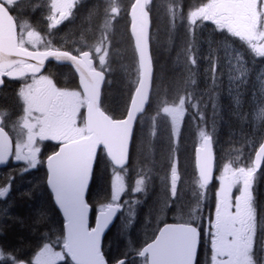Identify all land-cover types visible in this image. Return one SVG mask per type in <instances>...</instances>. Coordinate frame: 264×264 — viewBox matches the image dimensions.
Segmentation results:
<instances>
[{
	"label": "snow or ice",
	"instance_id": "snow-or-ice-1",
	"mask_svg": "<svg viewBox=\"0 0 264 264\" xmlns=\"http://www.w3.org/2000/svg\"><path fill=\"white\" fill-rule=\"evenodd\" d=\"M77 2L51 0L52 15L48 19L52 24L49 27H55L71 16ZM151 4L153 0H134L130 5L131 32L138 58L136 79L124 116L116 118L104 106L102 85L109 82L106 80L110 71L108 49L111 39L108 33L112 20L121 10L117 0H111L105 7L104 23L94 44H88L82 37V46L75 50L47 45L43 51H29L25 47L29 43L36 49L41 41L36 31L27 30L29 25L23 20L27 11L34 12L41 6L38 0H0V77L21 81L15 93V111L11 107L0 106V165H7L9 158L14 157L16 162H23L18 165L22 168L19 174L23 175L46 164V184L64 219L62 233L45 232L40 235L39 243L27 258L20 254L22 249H13L6 254L0 246V262L3 264H198L202 235L210 248V253L206 252L207 264H264V212L259 208L256 190L258 173L264 166V137L246 163H224L214 175L213 136L204 128H198L196 173L190 182L192 199L178 208V181L181 177L175 157L169 165L170 185L167 187L170 196L165 198L163 209L171 208L187 219L165 224L150 240L138 247L132 245L131 251L126 250L114 262H110L103 252V238L123 214L126 205L129 212L127 225L134 222L133 200L128 197L122 199V196L126 192L125 177L135 141L134 129L143 124L151 104ZM56 13H59L58 19ZM172 18L173 21L185 22V18L175 12H172ZM205 22H211L213 31L222 33L225 39L238 38L255 57L264 58V0H206L186 17L189 42L185 54L190 65L191 84H196L193 76L198 65L195 34ZM49 57L57 62H68L75 68L82 91L58 87L53 73L37 76ZM208 59L210 79L215 85L218 65L211 57ZM29 60L36 63H29ZM94 61H98V67L93 66ZM229 65L236 73L235 76L230 74V80L237 87L247 83V65L239 53H236L234 62L229 61ZM28 73H31L30 81L25 78ZM4 86L5 81L0 79V90ZM261 89L264 90V82ZM194 91L180 95L178 102L162 107L164 116L171 120L174 143L187 111L186 103L197 109L194 118L198 116L204 120V112L199 111L202 98L196 99ZM212 107L215 111L216 105ZM259 111L264 123V108ZM159 116L158 110L152 116L153 125ZM14 132L17 136L13 150ZM42 141H55L58 145V150L48 155L46 160L40 157L39 142ZM253 147L255 149V143ZM101 163L111 171L110 193L108 198L93 206L86 197L90 193L94 171ZM138 175L132 193L146 191V181L150 177L143 170ZM11 179L14 180L15 176ZM214 180L217 181L214 217L207 218V227L204 228L203 206ZM10 192L11 181L0 185V199H6ZM90 212L94 216V227L89 225ZM2 230L3 226H0Z\"/></svg>",
	"mask_w": 264,
	"mask_h": 264
},
{
	"label": "trees",
	"instance_id": "trees-1",
	"mask_svg": "<svg viewBox=\"0 0 264 264\" xmlns=\"http://www.w3.org/2000/svg\"><path fill=\"white\" fill-rule=\"evenodd\" d=\"M82 2H90L92 4L93 0H83ZM110 2V0H99L101 25L104 23L105 7ZM202 2L204 1L153 0V4L149 6L151 8L149 45L153 63V88L150 95L151 104L147 108L143 124L138 125L134 129L135 141L130 151L129 171L125 177L126 192L122 196V199L128 197L133 200V203H136L134 214L137 217L149 219V217L153 216L156 220L162 218L159 225L167 222H181L183 217H186H182L177 211L171 208L163 209V202L167 197L168 191L165 194L160 191L159 186L161 173L163 175L167 174L166 172L169 169L173 157L176 158L178 165L184 164L189 167L192 180V176L195 173L193 153L197 145L198 138L196 136L198 128H204V130L208 131L213 136L212 145L216 166L218 163L227 162H234L237 164L241 162L246 163L249 155L253 154L254 150L257 148L259 140L264 136V123H261L260 127L257 129L256 137H253L252 140L248 139L246 133L248 132L250 124L245 122V124L242 125V122L236 120L235 114L233 116L231 115L232 106L228 104V99L223 95L224 86L220 83V78L218 76L216 84L213 85L211 81L209 91H206V93H208V100H202V103H207L202 109V112H204L203 121H201L198 116L194 118V115L191 113L193 124L189 125L190 127L184 124L175 145H173L169 139L167 140L169 133L166 130H163L161 134L156 137L151 134L150 127L152 116L155 115L162 104L170 101L169 99V101L163 100L158 102L157 99H159L160 95L166 96L172 93L174 94L173 89L176 84L177 74L174 72V57L172 53L174 31L172 12L179 10V15L184 17L191 7L199 6ZM128 5L129 4L121 10L119 17L115 19L114 23H111V28L109 29L108 34L111 39L108 49L110 71L106 76V80L109 82L103 84L102 87V100L104 106L116 118H122L124 116L136 79L135 69L137 63L133 45L127 31ZM169 9L172 11L170 12ZM157 37L159 38V44L156 41ZM125 44L128 46L129 51H127ZM45 72L46 74L53 73L55 80L57 76L61 75L73 81L70 70L65 66L50 64L47 66ZM189 76L190 74H187V79L185 81H180L179 85L184 87L183 92L186 94L195 89L194 96L196 99H199L196 95L200 90L197 84L193 85L190 83ZM197 76L198 75L195 74L196 78ZM213 104L216 105L215 111L212 107ZM213 116L219 117L217 122L211 118ZM157 123L160 125L163 123L162 126L166 128L165 120L161 123L157 118ZM254 143L256 144L255 149L253 147ZM173 149H175V151H173ZM182 153L185 156V160L183 159ZM41 158L44 159V155H41ZM161 163L163 166L159 169ZM41 166L42 165L39 167ZM42 170V168H38V170L30 174L28 178L35 180L43 179L44 171ZM141 170L148 174L150 179L147 180V184L152 185L153 188H150L149 191L146 190L147 192L133 194L131 193V189L134 187V181L139 178L138 174L141 173ZM110 178V168L103 163L99 164L91 180L90 193L86 197L93 206H96L99 200L108 198L110 193ZM29 188L30 190L24 193V196H29L30 200L24 202L20 201L16 205V210L19 215L17 217L15 216L14 223L9 225L11 230L3 231L0 237V243L4 241L12 250L16 249L20 251L22 249V251H24L29 249L36 240H39L38 238L40 235L48 232L38 231L46 226L45 217L46 214L49 215L43 201L46 194L45 192H41L42 189L38 187V184ZM256 190L259 208L264 212V166H262L260 173H258ZM209 191L210 194H208V199L203 206L202 214L204 217V224L207 223V218L209 216H213L214 212V182L210 186ZM188 192L189 193L185 196L188 195V200L190 201L192 199V192L191 190ZM160 193L164 196L159 197L158 195H160ZM157 198L161 200L163 198L162 204L157 202V205H155V200ZM38 199L41 200L39 201ZM137 200L139 202H135ZM28 205L30 208H28ZM155 206H158L157 210H155ZM123 214L118 217L114 226L107 232L103 239V252L110 262H114L117 258L121 257L126 250L131 251L132 245L138 247L144 244V242L139 241V237L146 232L142 231L145 228L143 222H137L134 217V222L131 225H127V222L122 223L124 219ZM38 217H42V219L38 220ZM91 222H93V219H91ZM130 226H133V228H130ZM127 227H129V231H125ZM154 234L155 232L152 231V233L148 235L147 240L151 239ZM126 239H129V241L126 242ZM206 252L210 253V248L207 247V243L202 235L198 253V264H207L208 257L206 256Z\"/></svg>",
	"mask_w": 264,
	"mask_h": 264
},
{
	"label": "flooded vegetation",
	"instance_id": "flooded-vegetation-1",
	"mask_svg": "<svg viewBox=\"0 0 264 264\" xmlns=\"http://www.w3.org/2000/svg\"><path fill=\"white\" fill-rule=\"evenodd\" d=\"M82 1L83 0H78V2L74 5V7L72 8L73 14L71 16H69L67 19H64L55 27H49V25L52 24V21L48 19V16L52 15V12L50 11L51 0H38V3L41 6L34 12L31 10L27 11L23 15V20L26 21L29 25V28L27 30L36 31L40 35L41 41L37 44L36 49H33L32 45L29 43H26L25 47L30 51H43L45 50V47L47 45H51V47L54 48H60L61 50H75L76 48L82 46V37L85 38L88 44H94L95 37L99 36V28L101 26L99 0H93L92 4L90 2L83 3ZM203 1L206 2V0ZM196 7L198 6H193L188 10V12H186V14L184 15V23L179 20L173 21L175 26L173 27L174 31L172 40V53L174 57V72L177 74L176 84L173 91L174 99L176 100H178V97L180 95H186V93L183 92L184 87H181L179 85L180 81H185L187 79V74H190V65L187 62V57L185 54V48L188 44L187 41L189 42V35L186 30L185 23L187 14L191 10H195ZM175 12L178 16H180L179 10H176ZM55 15L58 19L59 13H56ZM213 28L214 26L211 25V22H205V25L203 27L196 30L194 41V47L198 60L195 74H197L198 76L196 78L194 74L193 78L195 79L197 87L200 90L196 97L199 99L202 98L203 101L208 100V93H206V91H209L211 83L209 72L210 61L208 58L211 57L212 60L216 62V59L213 56V54L216 52V45L219 51L221 44H230L232 41L240 42L238 38L228 37L227 39H225L222 33L213 31ZM27 30L25 31V40H27ZM93 66L97 67V61H94ZM68 69L72 74L73 81L68 80L67 78H64L60 75L57 76L56 80L54 79V83L60 88L80 91L75 73L70 67H68ZM45 70L41 74L47 75ZM0 79H3L5 81L3 90H0V106L11 107L15 111V93L18 91L20 81L9 80L10 78H7V76L0 77ZM81 111L83 112L84 109H82ZM231 113V115L233 116L234 111L232 110ZM186 117L188 119H191L190 115H187ZM17 131H19V129ZM16 136V132L12 133L13 150L15 148ZM39 143L41 145L40 157L41 155H44L46 158L48 155H51L54 151L58 150V145L55 141H42ZM18 165H22V163L16 162L14 160V157H11L10 162L0 169V185H6V183L11 181L10 195L6 199H0V226H3V230L0 231V237L3 231L11 230L9 225L14 223L13 221H15V216L17 217L19 215L17 213L18 211L16 210V205L20 201L24 202L30 200L29 196H24V193H27L28 190H30L29 187H32L35 184H38V187L42 189L41 192H45L46 194V197L43 201L49 213V215L46 214L45 217L46 226L38 231H48L56 234L62 233L63 220L53 203L52 196L49 190L47 189V173L45 170V166H38L36 169H32L24 173L23 175H20L19 172L22 170V168L18 167ZM38 168L43 169L42 171H44V178L38 180L28 178L30 174L37 171ZM13 176H15L14 180L11 179ZM41 199L38 200L40 201ZM28 208H30L29 205ZM90 216L91 218L93 217L91 212ZM38 243L39 240H36L29 249L20 251V254L23 257L27 258ZM0 246L3 247L6 254L8 251L12 250L4 243V241L0 243ZM57 250H59V247H57ZM0 264H3V262H0Z\"/></svg>",
	"mask_w": 264,
	"mask_h": 264
},
{
	"label": "rangeland",
	"instance_id": "rangeland-1",
	"mask_svg": "<svg viewBox=\"0 0 264 264\" xmlns=\"http://www.w3.org/2000/svg\"><path fill=\"white\" fill-rule=\"evenodd\" d=\"M129 2H130V0H125V5H127ZM117 4L120 7V9H123V2L121 0H117ZM156 41L159 44V38L158 37H157ZM125 46L127 47V51H129L128 46L126 44H125ZM215 51L216 52L213 54V56L215 57L216 63L218 65L217 76L220 78V83L223 84V86H224L223 87V95H224V97H226V99H228V101H229L228 104H231L236 120H238L239 122H242L241 123L242 125L245 124V122L250 124V127H249L246 135L248 136V139L252 140L253 137H256L257 129L260 127V125L262 123V121L260 119V111L259 110L261 108H264V90L261 89V83L264 82V58L255 57L254 54L251 53L250 49H248L246 47V45H244L242 42H235V41L233 42L232 41L230 44H223V45L221 44L219 51H218V48L216 45ZM236 53H239L244 58V61L247 65V72H248L247 83L242 84L239 87H237V84L234 81L230 80V78H229L230 74L233 76L236 75V73L232 70V68L229 65L230 60H232L234 62V57H235ZM97 66H98V61H97ZM7 78H9V77H7ZM25 78L30 81V77L26 76ZM9 80H14V79H9ZM171 95L172 94H170V96ZM237 98H238V102H237ZM166 99H167L166 96L160 95L158 102L166 100ZM174 102H178V100L174 99V97H173V99H171L167 104L161 105L160 109H159L160 116L157 117L158 121H160L162 123L163 120H165L166 121V128L164 126H162L163 123H162V125L157 123V118H156L155 125H153V122H152L151 127H150L151 128V134L154 131L155 135H153V134L152 135L155 137L157 135H160L163 130L168 131L169 135L167 137V140L169 139L173 145L176 144V142L179 139V136H178V138H176V141L174 143L172 133H171V120H170V118L164 116V114L162 113V107L168 106ZM206 104L207 103L203 102L199 106V111H202V109L206 106ZM186 109H187V111L185 113L184 120H183L182 124L180 125L179 135L181 133V130H182V127L184 126V124H187L188 126L193 124L192 120H188V118L186 117L187 114H189L190 112L195 113L197 111V109L191 108V106L187 103H186ZM211 118L214 119L215 122H217V119H219L218 116H213ZM196 137L198 138L197 143H196L197 144L196 147H198L199 146L198 133H197ZM182 156H183V159L185 160V156L183 153H182ZM20 163L23 164V162H20ZM223 164L224 163H218V165L216 166V174L215 175L218 174V172H219V170ZM162 166L163 165L161 163L159 166V169ZM178 172L180 174L181 179H180V181H178L179 201L177 203V207H179L180 205H186L189 202L188 195L187 196H185V195L189 193L188 192L189 190H191V187H190L191 173H190L189 167H187V165H184V164L178 165ZM166 173L167 174H165V175H163L161 173V181H160V186H159L160 191L164 192L165 194L168 191L167 186L170 185V169H168ZM111 179H112V177L110 178V183H111ZM147 182L148 181H146V190L149 191V189L153 188V186L150 184H147ZM216 184H217V181L214 180V191H215ZM131 193H132V191H131ZM133 194H137V193H133ZM234 194H235V190H234ZM158 196L163 197L164 195L160 193V195H158ZM169 196H170V192L168 191L167 197H169ZM191 198H192V195H191ZM162 200H163V198H162ZM162 200L160 198H157L155 200V205H157V202L162 204V202H163ZM131 207H132V211L134 212V210L136 208V203H133L131 205ZM214 207H215V200H213V209H214ZM157 209H158V206H155V210H157ZM123 215H124V219H123L122 223H125L129 219L128 206H125V211H124ZM134 217L137 220V222H139V223L143 222V225L145 226V228L142 231H146V232L139 237L140 242H145L148 239V235L151 234L152 231H154L156 228H158L159 223L162 221V218H159L156 220V218L153 216L149 217V219H145L144 217L143 218L137 217L135 215H134ZM164 218H165V216H164ZM184 219H186V217ZM203 227L206 228L207 223L203 224ZM130 228H133V226H130ZM125 231H129V227H127ZM204 239H205V242L207 243L206 237H204ZM125 241L126 242L129 241V239H126Z\"/></svg>",
	"mask_w": 264,
	"mask_h": 264
},
{
	"label": "water",
	"instance_id": "water-1",
	"mask_svg": "<svg viewBox=\"0 0 264 264\" xmlns=\"http://www.w3.org/2000/svg\"><path fill=\"white\" fill-rule=\"evenodd\" d=\"M128 18H129V35H130V38H131V40H132V42H133V47H134V38H133V36H132V32H131V24H132V18H131V15H130V8H129V11H128ZM149 33H150V27H149ZM134 51H135V48H134ZM149 53H150V47H149ZM135 55H136V53H135ZM136 59H138L137 58V56H136ZM29 63H36V61H34V60H29L28 61ZM50 62H53V63H56L57 65H65V66H69L72 70H73V72L75 73V75H76V77H77V80H78V87H79V73H77L76 71H75V68L70 64V63H68V62H57V61H55L52 57H49L48 59H46L45 60V65L47 64V63H50ZM44 68H45V66L40 70V72L39 73H37V74H40L43 70H44ZM28 75H31V73H28ZM79 89H80V91H82V89L79 87ZM257 150H258V148H257ZM212 151H213V149H212ZM195 151H194V167H195ZM10 159V158H9ZM213 163H214V161H213ZM5 165H0V169L1 168H3ZM45 170H46V173H47V168H46V164H45ZM195 171H196V168H195ZM46 186H47V184H46ZM47 189L49 190V192H50V194H51V196H52V200H53V203H54V205H55V207H56V209H57V211L59 212V214H60V216H61V218H62V220H63V223H64V219H63V213H62V211L59 209V207H58V205H56L55 204V200H54V195L51 193V191H50V189L47 187ZM166 224H173V223H166ZM165 225V224H164ZM164 225H162L160 228H162ZM95 226V224H93V226L92 227H94ZM112 227V226H111ZM108 232V231H107ZM106 232V233H107ZM156 234H158V233H156ZM68 260L70 261V258H68Z\"/></svg>",
	"mask_w": 264,
	"mask_h": 264
},
{
	"label": "bare ground",
	"instance_id": "bare-ground-1",
	"mask_svg": "<svg viewBox=\"0 0 264 264\" xmlns=\"http://www.w3.org/2000/svg\"><path fill=\"white\" fill-rule=\"evenodd\" d=\"M226 101V100H225ZM246 102V101H245ZM245 105V104H244ZM228 111V110H227ZM230 113V112H229ZM158 188V187H157ZM162 188V187H161Z\"/></svg>",
	"mask_w": 264,
	"mask_h": 264
}]
</instances>
